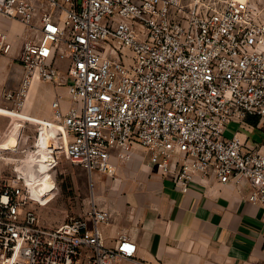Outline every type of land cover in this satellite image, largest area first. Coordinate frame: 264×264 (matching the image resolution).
Segmentation results:
<instances>
[{"label":"built area","instance_id":"obj_1","mask_svg":"<svg viewBox=\"0 0 264 264\" xmlns=\"http://www.w3.org/2000/svg\"><path fill=\"white\" fill-rule=\"evenodd\" d=\"M0 13L28 33L20 87L6 94L20 116L32 85L58 82L57 63L68 61L71 105L64 111L57 95L53 120L30 118L58 130L72 163L114 175L113 157L128 160L140 145L184 192L197 174L215 175L247 181L249 200L264 203V151L239 129L225 135L231 122L264 123V14L251 0H0ZM12 48L0 29V55ZM35 199L0 181V264H152L129 234L105 244L110 213L94 199L53 226L30 206Z\"/></svg>","mask_w":264,"mask_h":264},{"label":"crops","instance_id":"obj_2","mask_svg":"<svg viewBox=\"0 0 264 264\" xmlns=\"http://www.w3.org/2000/svg\"><path fill=\"white\" fill-rule=\"evenodd\" d=\"M0 27L7 28L2 16ZM11 37V53L0 55V93L8 83L7 72L16 55ZM57 64L62 87L58 91L68 95L65 111L72 103L66 85L68 61ZM20 66L21 76H15V84H21L23 77ZM42 82H35V87ZM56 92L53 89L44 108L32 106L31 113L53 120L51 100ZM256 126L264 128V123H245L251 132ZM238 129L248 147L264 151V136L252 141L236 122L227 125L225 134L230 131L227 137H232ZM113 160L117 165L114 175H94L93 199L110 213V220L100 225L107 246H114L118 236L126 233L134 238L138 257L152 264H264V203L249 200L247 181L222 183L215 175L197 174L184 192L176 185L174 171L164 172L153 165L149 152L140 145L133 147L130 159L114 156Z\"/></svg>","mask_w":264,"mask_h":264},{"label":"rangeland","instance_id":"obj_3","mask_svg":"<svg viewBox=\"0 0 264 264\" xmlns=\"http://www.w3.org/2000/svg\"><path fill=\"white\" fill-rule=\"evenodd\" d=\"M251 3L264 14V0H251ZM0 16L7 24V28H0L6 30L10 37V34L14 35L11 38L16 52L7 72L8 83L0 93V181L20 183L31 190L36 199L30 206L37 211L41 222L47 226L57 225L71 217L83 215L91 207L95 191L94 176L66 157L62 139L56 128L48 126L43 128L32 119H47L31 113L30 109L32 106L44 108L53 89L57 90L56 96L64 97L63 107L65 102L68 103V95L58 91L62 90L58 82L43 81L36 87L35 83L32 85L25 107L20 111L26 117L6 110L13 111L15 107L13 100H8L6 94L14 91L20 84L19 81L16 84L14 82L15 76L17 74L21 76L22 70L17 54L28 33L17 19L1 13ZM13 20L18 22L22 29H19ZM110 44L111 49H119L124 54L129 53L126 49H120L112 40ZM56 96H53L51 101ZM234 126L237 128V125ZM241 128L243 134L247 131L252 141L264 136L262 127L256 126L253 132L245 125Z\"/></svg>","mask_w":264,"mask_h":264},{"label":"trees","instance_id":"obj_4","mask_svg":"<svg viewBox=\"0 0 264 264\" xmlns=\"http://www.w3.org/2000/svg\"><path fill=\"white\" fill-rule=\"evenodd\" d=\"M247 121H249L250 123L257 125L259 123V118L254 117V118H248Z\"/></svg>","mask_w":264,"mask_h":264},{"label":"bare ground","instance_id":"obj_5","mask_svg":"<svg viewBox=\"0 0 264 264\" xmlns=\"http://www.w3.org/2000/svg\"><path fill=\"white\" fill-rule=\"evenodd\" d=\"M8 112H11V113H16L15 111H11V110H9V109H6Z\"/></svg>","mask_w":264,"mask_h":264}]
</instances>
